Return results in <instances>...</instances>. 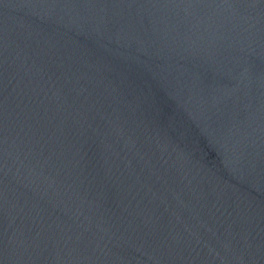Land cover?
Returning <instances> with one entry per match:
<instances>
[{
    "label": "water",
    "instance_id": "1",
    "mask_svg": "<svg viewBox=\"0 0 264 264\" xmlns=\"http://www.w3.org/2000/svg\"><path fill=\"white\" fill-rule=\"evenodd\" d=\"M0 264H264V0H0Z\"/></svg>",
    "mask_w": 264,
    "mask_h": 264
}]
</instances>
